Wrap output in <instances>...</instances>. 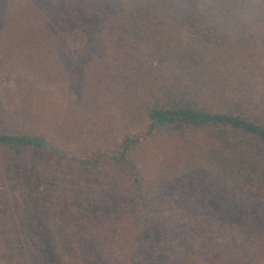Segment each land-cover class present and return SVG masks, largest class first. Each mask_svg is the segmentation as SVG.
Returning <instances> with one entry per match:
<instances>
[{
  "label": "trees",
  "instance_id": "trees-1",
  "mask_svg": "<svg viewBox=\"0 0 264 264\" xmlns=\"http://www.w3.org/2000/svg\"><path fill=\"white\" fill-rule=\"evenodd\" d=\"M78 2L81 11L91 9L99 21L107 17L112 23L122 4V15L158 24L155 34L162 41L157 54L165 61V77L157 80L151 100L141 105L132 88L147 66L131 61L120 74L108 71L109 84L100 98L121 115L110 146H83L77 137L6 131L0 126V181L6 157L23 162L35 152L63 159L76 173L93 172L108 163L138 203V223L131 233L130 226L121 225L116 243L124 264H264V88L256 98L239 88L250 75L264 78L259 66L264 0H122L118 5L108 0L103 11L97 0ZM8 7L0 0V34L17 28ZM23 35L28 36L22 43L30 50L27 62L34 65L37 54L50 48L48 35L26 28ZM82 37L78 34L69 47L79 45ZM115 52L120 49L113 51L119 58ZM177 66L214 84L211 92L238 89L247 95L245 102L197 99L193 87L172 75ZM159 134L182 138L187 161L206 174L207 187L191 197V207L180 219L147 202L135 156L145 141ZM7 223L1 214L0 231H11ZM33 252L39 254L38 248ZM40 263L39 258L36 264Z\"/></svg>",
  "mask_w": 264,
  "mask_h": 264
},
{
  "label": "rangeland",
  "instance_id": "rangeland-1",
  "mask_svg": "<svg viewBox=\"0 0 264 264\" xmlns=\"http://www.w3.org/2000/svg\"><path fill=\"white\" fill-rule=\"evenodd\" d=\"M6 1L17 28L0 34V126L77 137L83 146H110L121 115L100 98L109 84L108 71L120 74L131 61L147 66L132 88L140 104H147L157 80L165 77V61L157 54L162 41L155 34L158 24L122 15V4L111 23L107 17L97 20L91 9L81 11L78 0ZM121 1L115 0L117 5ZM107 5L108 0H97L100 10ZM23 28L48 35L50 48L37 54L34 65L27 62L29 48L22 46L28 39ZM78 34L81 43L69 47ZM261 46L259 66L264 70V39ZM118 48L119 58L113 53ZM188 69L177 66L172 75L193 87L197 99L245 102L247 95L238 89L211 92L214 84ZM239 88L256 98L264 78L250 75ZM182 142L177 135L159 134L135 152L147 202L177 219L191 207V197L207 187L204 169L187 161ZM2 168L0 215L11 231H0V264H36L39 258L40 264H124L116 243L122 226H130L131 233L138 223V203L108 163L76 173L63 159L35 152L23 162L6 157ZM37 248L39 254H33Z\"/></svg>",
  "mask_w": 264,
  "mask_h": 264
}]
</instances>
